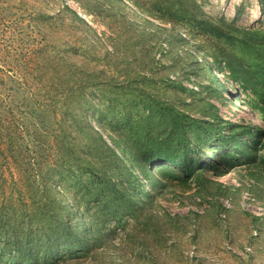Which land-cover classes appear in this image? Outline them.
Instances as JSON below:
<instances>
[{
    "label": "rangeland",
    "instance_id": "1",
    "mask_svg": "<svg viewBox=\"0 0 264 264\" xmlns=\"http://www.w3.org/2000/svg\"><path fill=\"white\" fill-rule=\"evenodd\" d=\"M263 81L264 0H0V264H264Z\"/></svg>",
    "mask_w": 264,
    "mask_h": 264
},
{
    "label": "trees",
    "instance_id": "2",
    "mask_svg": "<svg viewBox=\"0 0 264 264\" xmlns=\"http://www.w3.org/2000/svg\"><path fill=\"white\" fill-rule=\"evenodd\" d=\"M262 4V3H261ZM69 8H70V6H69ZM139 8V7H138ZM152 16V15H151ZM151 21V20H150ZM153 23V22H152ZM209 63H210V67H212V68H210V67H208L207 66V62H206V60L205 59H202V61H201V66H203L204 68H205V66L207 67V69H205L206 70V72H207V74L209 75L210 74V76H212L213 77V79L215 78L216 79V75L213 73V70L215 69V68H219V66L216 64V63H214V61H208ZM245 70H247L246 68H244ZM226 80L225 79H223V78H219V80H217L216 82H217V84H215V86L213 85V82H211V89H213L214 91H216L217 93L219 92V93H221V94H225L226 92H228L229 91V88L226 86V82H225ZM238 90V89H237ZM262 91H257V90H255L256 91V93L257 94H259V96H260V98L262 99V104H260V107L262 108V109H264V81H263V88L261 89ZM115 132H113V135L115 136V138L113 139V141H115L116 142V140H118L119 139V137L120 136H122L121 135V133L119 132V134L120 135H115L114 134ZM117 134V133H116ZM122 134H124V136L125 137H129L130 138V135H128V133H122ZM238 140H244V141H247L246 139H243V138H238ZM130 147H132V143H131V145H130ZM135 157H136V160H137V168L133 171V174H135V172L136 171H138L139 173H143L144 175H147L148 173H150L151 174V170H150V167H149V165H151L152 163H146V164H143L142 163V161H141V159H140V156L139 155H136L135 154ZM169 159V158H168ZM148 172V173H147ZM136 175V174H135Z\"/></svg>",
    "mask_w": 264,
    "mask_h": 264
}]
</instances>
